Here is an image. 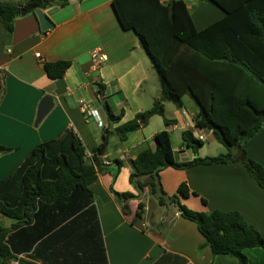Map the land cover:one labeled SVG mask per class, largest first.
Returning a JSON list of instances; mask_svg holds the SVG:
<instances>
[{
	"label": "crops",
	"instance_id": "obj_1",
	"mask_svg": "<svg viewBox=\"0 0 264 264\" xmlns=\"http://www.w3.org/2000/svg\"><path fill=\"white\" fill-rule=\"evenodd\" d=\"M183 1L189 12L197 9L190 13L196 31L224 17L210 0ZM13 25L12 33L0 30V146L5 150L0 153V181L10 177L36 145L67 130L82 142L87 158L94 159L97 178L89 185L91 201L68 210L64 219L57 206L47 204L30 215L28 226L13 229L16 221L0 217L1 226L9 230L7 244L17 256L8 264L22 259L35 264H238L232 256H213L196 225L180 217L174 206H160L157 194L144 189L143 208L136 215L140 201L131 199L124 206L126 200L119 201L111 191L138 195L129 182L130 162L141 150L154 149L156 134L167 133L176 163L215 157L204 155V146L193 154L183 145L184 131L196 140L202 136V144L208 139L218 144L212 132L194 127L198 109L188 96L182 97L180 109L164 104V116L175 124L167 126L153 116L120 141L116 128L151 110L160 92L148 56L134 32L120 27L111 0H69L63 7L56 3L20 15ZM94 50L107 58L99 67L91 59ZM58 61L69 62V67L60 80L52 81L43 64ZM46 96L53 106L36 125L37 108ZM82 104L97 111L101 125L84 117ZM108 110L115 116L122 113L121 120L108 121ZM173 138L179 146L172 145ZM240 147L264 166V129ZM158 176L165 196L182 182L196 194L179 198L189 210L235 211L264 237V190L239 162L165 168ZM245 255L248 264H264V249Z\"/></svg>",
	"mask_w": 264,
	"mask_h": 264
},
{
	"label": "trees",
	"instance_id": "obj_2",
	"mask_svg": "<svg viewBox=\"0 0 264 264\" xmlns=\"http://www.w3.org/2000/svg\"><path fill=\"white\" fill-rule=\"evenodd\" d=\"M224 17L196 31L189 9L183 0H111L115 17L124 31L137 36L139 46L150 60L159 83L160 98L151 110L141 112L116 128L120 141L127 134L147 125L153 116L173 125L164 116L166 102L180 109L182 97L188 96L198 112L193 118L197 130L212 132L216 143L226 152L218 156L196 157L191 162L176 163L166 132L156 134L154 149L145 148L131 162V184L157 194L160 206H174L180 217L196 225L213 256H232L238 264H248L246 252L264 249V237L235 211L196 212L181 204L196 194L180 183L176 194L168 197L160 189L159 172L183 170L199 165H227L239 162L247 174L264 190V166L249 158L241 145L264 129V0H210ZM69 0H26L24 4L0 1V30L13 32L21 11H35ZM30 12V13H31ZM69 62L43 64L46 76L60 80ZM107 107V105H106ZM110 122H119L122 113H106ZM183 145L197 155L202 142L190 131L181 135ZM0 146V153L4 152ZM94 159H88L82 142L72 130L57 139L36 145L10 177L0 181V217L16 221L13 229L32 224L31 214L38 206H57L66 217L91 201L89 185L96 180ZM159 189V193L157 192ZM119 201L130 193L118 194ZM205 203L204 200H202ZM140 201L137 213L142 210ZM62 220V219H61ZM35 225V224H34ZM32 225V226H34ZM9 230L0 223V264L17 260L7 244ZM20 264H35L19 260Z\"/></svg>",
	"mask_w": 264,
	"mask_h": 264
},
{
	"label": "rangeland",
	"instance_id": "obj_3",
	"mask_svg": "<svg viewBox=\"0 0 264 264\" xmlns=\"http://www.w3.org/2000/svg\"><path fill=\"white\" fill-rule=\"evenodd\" d=\"M1 1H5V3H8V4H16L17 2H22V1H24V0H1ZM26 1V0H25ZM188 1V0H187ZM195 1V0H194ZM196 5H198V6H200V7H206V6H208V4L207 3H204V4H202V3H196ZM195 11H197V9H192L191 11H190V13H195ZM209 16H210V14H209ZM211 16H212V18H214L215 17V12H213L212 14H211ZM211 18V19H212ZM153 79H155V82H156V84H157V77H156V75L153 73ZM158 85H159V83H158ZM160 87V86H159ZM159 92H160V90H159ZM171 108L170 109H172V110H174L175 108L173 107V106H170ZM210 141V139H208V141L206 142V141H204L203 142V146H204V152L203 153H205L204 155H206V154H213V155H215V156H218L219 154H224L225 152H226V149H224L221 145H219V144H212V143H210L209 142ZM177 142H179L176 138H173L172 139V145L173 146H179V145H177ZM179 144V143H178ZM217 150H219V152L220 153H218L217 152ZM173 178H174V175H172V180H173ZM171 192H172V190H171ZM176 194V191L175 192H173L171 195H170V197L171 196H173V195H175ZM1 219V218H0Z\"/></svg>",
	"mask_w": 264,
	"mask_h": 264
},
{
	"label": "water",
	"instance_id": "obj_4",
	"mask_svg": "<svg viewBox=\"0 0 264 264\" xmlns=\"http://www.w3.org/2000/svg\"><path fill=\"white\" fill-rule=\"evenodd\" d=\"M32 11V10H31ZM31 11H21L20 15H25L26 13H30ZM53 104H52V99L48 96L44 97V99L42 100V102L39 105V108H37V115H36V120H35V124H39V122L42 120V118L45 116V114L48 112V110L50 108H52ZM140 178L139 177H135L134 178V187L136 188L138 195L136 197H132V198H128L125 201L124 206H126L127 204H129V201L131 199H134L136 201H141L143 199V195L144 192L142 191V189H140L136 182L139 181ZM159 189H157V192L159 193Z\"/></svg>",
	"mask_w": 264,
	"mask_h": 264
},
{
	"label": "built area",
	"instance_id": "obj_5",
	"mask_svg": "<svg viewBox=\"0 0 264 264\" xmlns=\"http://www.w3.org/2000/svg\"><path fill=\"white\" fill-rule=\"evenodd\" d=\"M159 1H160V3L165 4L169 0H159ZM36 57L39 59L40 58V55L39 54H36ZM91 59L93 60V64H95L98 67L100 66V64H102L103 62H106V60H107L106 56L103 53H101L100 51H98V50L92 51V53H91ZM81 108H82L81 111L84 114V117L85 118H87V119L88 118L94 119V120H96V123L97 124H100L101 125V120H100V117L98 116L96 110H94V109H92V108H90V107H88V106H86L84 104L81 105ZM197 140L200 141V142H202L203 141V137L199 135L197 137Z\"/></svg>",
	"mask_w": 264,
	"mask_h": 264
}]
</instances>
